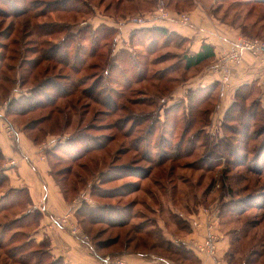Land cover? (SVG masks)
Instances as JSON below:
<instances>
[{
	"label": "rangeland",
	"instance_id": "374dc122",
	"mask_svg": "<svg viewBox=\"0 0 264 264\" xmlns=\"http://www.w3.org/2000/svg\"><path fill=\"white\" fill-rule=\"evenodd\" d=\"M55 1H63L66 8L51 14L52 7L58 3ZM164 1L159 5L164 3L176 14H190L197 3L205 5L209 13L222 7L217 18L225 19L237 30L236 39L246 37L264 44V21L254 26L257 19L264 17V5H247L244 0ZM154 7L151 0H0V66L4 71L0 77V107H7L9 98L19 99L22 106L39 100L48 102L46 96L53 97L54 92L37 89V85L54 74H70L76 81L85 78L81 88L98 84L97 94L102 97L103 105L76 95L55 101L33 114L9 115L7 119L24 131L33 120L43 118L37 126L39 131L26 133L39 143L44 141L52 150L58 149L55 157L48 156L54 175L71 168L66 183L69 200H77L80 206L107 208L105 216L113 223L94 227L85 223L81 228L90 241L96 236L97 242L108 246L101 251L103 254L121 253L127 244V249L134 251L131 254L142 252L149 259L153 256L169 264H195L194 259H183V247L189 250L188 241H204L206 231L202 239H190L194 233L193 221L206 225L208 217L203 212L211 209V216L217 220L219 240L224 236L229 244L222 259L224 264H264V174L256 171L261 168L264 150L255 161L264 142V131L262 136L254 132L264 130V115L248 129L243 127L249 123L248 118L233 124L228 119L226 122L233 126L228 127L224 125L225 114L222 117L218 113L219 93L204 103L197 96L192 101L170 97L193 79L200 68L185 70V44L175 33L163 37L147 30L137 34V47L128 44L131 35L142 28L132 24L131 19L152 13ZM21 10L28 12L15 17ZM54 23L62 25L58 29L61 32L38 36L36 27L46 31L44 26ZM150 27L154 26L146 28ZM95 29H99L100 36L97 56L93 58L91 34ZM104 29L112 31L106 40ZM114 40L119 50L117 62L111 60ZM167 40L170 45H166ZM64 41L60 56L81 59L79 72L73 73L54 62H43L31 75L24 72L31 61L41 58L42 51ZM54 66H57L55 70ZM21 75L30 78L23 88ZM4 78L17 81L12 84ZM255 97H259V92ZM258 100L264 111V96ZM172 105L179 107H175L176 111L167 109ZM65 106L68 109L64 113L55 112ZM206 110H210L209 115H205ZM66 117H70L68 123ZM189 124L191 128L184 133ZM246 132L253 139L246 138ZM182 138L184 144L180 145ZM237 141L240 144L236 145ZM98 142H104V147L96 150ZM231 144L235 153L240 149L238 158L228 153ZM244 150L250 152L248 162ZM76 155L82 157L74 161ZM236 158L237 163L244 165H232ZM4 166L0 158V181L6 170ZM248 166L256 173L248 171ZM146 174L148 178H144ZM3 186L0 205L7 208L0 214V227L26 211L28 205L24 195L14 197L13 202L3 201L10 192L7 184ZM160 233H164L168 242L179 246V250L167 242L164 248L155 244L160 242ZM16 238L17 244L28 240L22 233ZM5 251L0 252V264H13ZM192 252L200 256L193 249ZM36 262L33 260L31 264Z\"/></svg>",
	"mask_w": 264,
	"mask_h": 264
},
{
	"label": "crops",
	"instance_id": "0c3cea01",
	"mask_svg": "<svg viewBox=\"0 0 264 264\" xmlns=\"http://www.w3.org/2000/svg\"><path fill=\"white\" fill-rule=\"evenodd\" d=\"M206 9L205 5L197 3L195 9L190 12L192 21L187 26L181 25L174 15L155 26L166 28L170 33L181 36L186 42L185 51L189 56L201 52L204 44L214 48L215 57L193 79L181 85L180 89L177 88L172 98L187 100V93L190 90L218 83L217 94L220 95L218 113L223 117L234 102L236 91L240 87L256 84L260 90L259 97L264 96V54L254 55L249 52L242 54L239 61L231 67L228 81L223 83L224 55L231 51L237 30L225 21L219 20V16L213 11L209 13ZM9 125L16 130L14 137L7 132L6 128ZM50 148L44 141L39 143L16 127L7 119L6 107H0V150L5 162L4 174L7 177L4 184H7L10 191L4 196L3 201L13 202L14 197L20 196L24 191H27L29 196L26 211L16 215L11 223L29 212H40L41 218L38 225L31 230L29 240L38 246L45 244L53 260L59 261L60 264H113L116 260H121L125 264H169L168 261L163 263L153 256L149 259L140 253H125L116 258L111 255L104 258L97 256L93 252L92 242L85 239L82 226L76 217L80 204L77 200L71 201L66 198L52 173L48 160ZM65 218L66 222H61ZM195 221L194 233L190 239L198 241L202 239L206 226L201 221L198 226L199 222ZM217 246L218 257L222 260L229 246L226 237L221 236ZM105 258H110L112 263H106ZM198 258L200 264H213L210 258L201 255Z\"/></svg>",
	"mask_w": 264,
	"mask_h": 264
},
{
	"label": "trees",
	"instance_id": "16d2710c",
	"mask_svg": "<svg viewBox=\"0 0 264 264\" xmlns=\"http://www.w3.org/2000/svg\"><path fill=\"white\" fill-rule=\"evenodd\" d=\"M151 1L155 5L154 8H156L159 5V3L161 1H164V0H151ZM221 1H226V0H221ZM244 1L247 5H249V4L264 5V0H244ZM56 2H58V3L52 7L51 14L60 13L61 10L66 8L63 1L60 3H59V1H55L54 3H56ZM156 9H154V10H156ZM221 9H222V7H218L215 10H213V13L219 16V13H220L219 11ZM154 10H152V11H154ZM24 12H26V10L19 11L17 13L19 16L17 14H13V15H17L15 17H22L20 15L26 14L28 11L26 13H24ZM40 14L36 15L35 17H38ZM260 19L259 20L257 19V21H256L257 23L254 26H257L259 23H262L264 21V17L260 18ZM222 20L226 21L225 19H222ZM259 21H261V22H259ZM44 27L46 28V31H41V29H42L41 26L36 27L38 30L37 34L39 37H44L45 35H53L59 31L60 32L62 31V30H58V29L62 28V25L59 23L50 24V26H44ZM242 28H244V30H246L245 26H243ZM98 30L99 29L93 30L92 34H91L93 48L91 49L90 55L93 58L97 56V50L98 49L96 48V46H98L99 36H100L98 33ZM104 30L106 31V33L104 34V37H105L104 39L106 40L112 31L108 30V29H104ZM147 30L151 31L157 35H161L163 37L169 36V31L166 28L158 27V26H154V27H150V28L142 27V28H139L138 30H136L134 32V34L131 35L128 44L133 45V47H134V45L137 47V45H136V40L138 37L137 34L142 33L144 31H147ZM182 41H183L182 44H185V46H186V42L183 38H182ZM113 43H114V48L111 51V57H112L111 60L117 62L116 57H117L119 50H117V47H116L117 43H115V40ZM151 43L153 44L154 41H152ZM165 43H167L166 45H170L168 40ZM64 44H65V41H64V43L62 42V43L54 44V46L48 45V46H50V48L47 49L48 51H46V50H45V52L42 51L41 52V58L38 60L31 61L28 64V67L24 72L28 73V75L33 74L31 72L34 71L43 62H48V63L54 62L55 65L58 64L57 66H61L65 69H69L73 73L79 72V66L83 64L81 59H78L77 56L75 58H70L69 56H65V55L60 56L61 46ZM156 45H157V43H156ZM1 47L6 48L5 45H3ZM63 47H66V46H63ZM125 49H127V48H125ZM121 50H123V48ZM214 57H215L214 48L208 44H204L202 46V51L196 55H193V56H189L187 51H185L183 54V60L185 63L184 66L186 68L185 70L190 71V70H194L196 68L197 69L200 68L199 71H201V69H203L205 66H207L209 64V62ZM0 61H1V59H0ZM106 65H108V64L106 63ZM57 66H54L55 67L54 70L56 69ZM109 66L110 65H108V67ZM110 68L113 69L114 66H110ZM45 72L47 74L49 72V70L47 69V70H45ZM3 74H4V71L2 70V66H0V77ZM28 75L26 77L21 75V77L19 78L21 88H23L24 85L28 84V80L30 79L28 77ZM61 77H63V80L65 82H62ZM4 79H7V78H4ZM35 79H36V81L38 80V78H35ZM84 79L76 81L70 76V74H68L66 76H63L61 74H54V76H51L50 78H47L46 80H44L40 83H38L39 82L38 81L37 83L39 85H37V87H38L37 89H39V88L50 89L51 91L54 92V96L51 97V96L47 95L46 98H48L47 99L48 102L43 101V100H39V101H35L33 103L30 102L29 104H26L27 106H22L20 100L17 98H9L8 106L6 107V115L7 116H9V115L27 116L29 114H33L38 109H44L47 106L53 105V103L55 101H58V100L65 101L69 97L76 96V95L79 96L80 98H86V99L94 100V102L103 105L102 97L99 94H97V90L99 88L98 84H96L95 86H93L91 88H81L84 86ZM10 80H11L12 84H15L17 81V80H14L15 82H13L12 78ZM10 80L7 79L6 82H8ZM96 81H98V80H96ZM218 87H219V84L217 83V84H213V85H210L208 87H205V88H198V90H196V91L190 90L187 93V100L190 99L192 101L193 97L196 98V96H197L199 98V100H201L200 102L204 103L209 97L211 98L216 94ZM3 89H4V87H3ZM81 89H83V90H81ZM254 90H255V92H254ZM36 92H39V91L37 90ZM258 92H260V90L256 86V84L244 85V86L240 87L236 91L234 102L227 109V111L225 113L224 125H226L228 127H233V126H231L230 122H226L228 119H230L232 121L231 123L233 124L236 122H242V119L245 120L246 118H248L249 123L243 125V127L245 129L246 128L248 129V128H250V126H252L251 123L253 121L256 122L259 119H262L261 117L264 115V111L260 107L261 106L260 101L258 100L259 97L258 98L255 97V99H254L255 93L257 95ZM172 95H173V92L171 93L170 97H172ZM249 101H251V103H250V105L247 106V103ZM175 107H179V106L172 105L170 107H167V109H169L171 111H176L177 108H175ZM67 109L68 108H66V106H65L64 109L59 108V109L55 110V112H57L58 114H62ZM204 112H205V115H207V114L209 115L210 110H206ZM69 118L70 117L65 118L66 119L65 123H68ZM42 120H43V118H40L38 120H33L31 123H29L28 125L25 126L24 131L25 132L39 131V130H37V126L41 123ZM259 121H261V120H259ZM226 126H225V128H226ZM190 128L191 127L189 124L187 127H185L184 133H186ZM263 131L264 130H262V131L258 130V131H254V132L256 133L257 136H262ZM244 136L248 139H253L251 133L248 134L246 132L244 134ZM36 141H38V139H36ZM77 143L81 145V142H77ZM181 144H184V138H182L180 145ZM237 144H240V143L237 141L236 145ZM96 146H97L96 150L102 149L104 147V142H102V143L98 142L96 144ZM56 150H58V149L52 150L50 148V150L48 152V156L52 155L53 157H55L54 153ZM238 150L239 151L235 153V150H233V145L231 144V149L230 150L228 149V153L232 154L233 157H237L238 153L240 152V149H238ZM245 150H244V152L247 153L245 156V158H246L245 162H248L250 152H247ZM263 150H264V142H263L262 147L260 149V153H259L260 155L257 154L255 156L256 157L255 161H257V159L261 156V152ZM50 151H52V152H50ZM239 156H241L240 153H239ZM80 157H82V156L76 155V157L74 158V161H77L78 159H80ZM0 158L2 160H4V157L1 153V150H0ZM237 158L234 161V163H231V164L235 165V166L244 165V164L237 163L238 162ZM144 159H146V158H144ZM171 159L172 158H170V160ZM260 166H261V168L256 170V171L259 174H261V173L264 174V159L263 158H262V161L260 163ZM125 168L127 169L129 167H125ZM252 169L253 168L248 166V171H252V172L256 173ZM71 172H72V170L70 167L59 170L57 173H55V175L52 172L57 183L59 184L63 194L66 196V198L68 200H69V195H68L69 191L67 190L66 186L69 182V179H70L69 176H70ZM131 172H133V171H131ZM147 174H146V176H144V178H148V175L150 173L148 175ZM75 175L76 174H74L73 176H75ZM131 175H134V174H131ZM1 181H0V188L7 181V177L5 176V174H3V179ZM136 187L137 186H135V188ZM21 195H24L27 202L29 201V196H28L27 191L22 192V194H20V196ZM6 208L7 207H5V204H1L0 205V214L5 212ZM124 209H126V208H124ZM106 210H107V208H104L101 206L91 207L88 204H83L76 211V217H77L79 224L81 226H84L85 223L88 224V226L90 225L91 227L101 225V224H111V223H113V221L111 219H107L105 216ZM110 211H112V210H110ZM40 218H41V213L38 211H33L32 213L29 212L28 214L23 215L21 218L14 220L12 223L11 222H5V224H1V227H0V252H3V250H6L5 255H6L7 259H9L11 261V263H13V264H31V263H33V260H36L37 261L36 264H60L59 261L53 260V258L49 254L48 250H46L47 246L45 244L42 243L40 246H38L36 243L32 242V240H29L30 232L35 226L38 225ZM7 221H11V220H7ZM182 221H186V220H182ZM123 225H127V222ZM187 227H189V229H190L189 224ZM10 229H11V231H10ZM29 229H30V231L27 232V230H29ZM13 230H17L19 232H13ZM24 231H26L27 233H25ZM139 232L142 233V231H139ZM12 233H14V234H12ZM21 233L26 235L29 241L27 240V242H24L23 244H17L15 242V241H17L16 237L18 234H21ZM160 235H161L160 242L159 243L155 242V244L160 245V247L164 248V246L167 242L168 244H170L171 246H174L176 249L179 250V246H175L172 244V242L167 241L164 233L163 234L160 233ZM91 242H92L93 252H95V254L97 256H99V257L101 256L102 258H104L107 255H111V256H114L116 258L118 256H122L125 253L134 252V251H130V249L128 250L127 249L128 245L126 244L125 250L122 251L121 253L119 252V253H113V254H103L101 251L106 250V248L108 246L107 247L103 246L100 242H97L96 236H94V238L92 239ZM117 243H119V241H117L116 244ZM30 246L33 247L34 250L33 249L31 250ZM184 248L185 247H183V253L185 255L183 258L184 260L189 261L191 259H194L196 263H198L200 261L199 258L194 254V252H192V249L188 250L187 248H185V249ZM165 249H166V251H168L169 247L165 248ZM137 253L143 254L142 252H137ZM10 261H8V262H10ZM182 262H183V260H182Z\"/></svg>",
	"mask_w": 264,
	"mask_h": 264
},
{
	"label": "built area",
	"instance_id": "2783aa9c",
	"mask_svg": "<svg viewBox=\"0 0 264 264\" xmlns=\"http://www.w3.org/2000/svg\"><path fill=\"white\" fill-rule=\"evenodd\" d=\"M175 16V19L184 26H187L191 23L190 14H176L169 11L164 3L158 6V8L148 15H138L131 19V23L138 27H148L155 26L158 22L169 20ZM252 53L254 55L264 54V44L259 40L248 39L246 37L237 38L232 46L230 52L225 54L224 56V64L222 66L223 74V83H226L229 79L230 69L231 67L239 61L242 54L244 53ZM7 132L12 137L15 136L16 130L11 125L7 126ZM213 210L205 209L204 214L208 217V221L206 223V236L204 237V241L202 243L189 242L188 245L190 249H193L201 256L208 257L213 260V264H224L223 260L217 258V244L219 241L217 232H216V218L215 216H211ZM66 222V218L61 221ZM200 223L198 224V226ZM78 231V230H77ZM74 232L76 230L74 229ZM85 239L88 241L89 238L85 236ZM104 261L106 263H112L110 258H105ZM113 264H124L121 260H116Z\"/></svg>",
	"mask_w": 264,
	"mask_h": 264
}]
</instances>
